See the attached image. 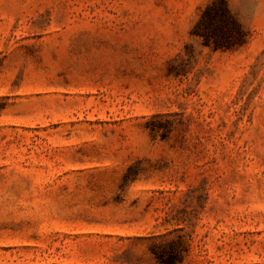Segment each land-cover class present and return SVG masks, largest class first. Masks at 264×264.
<instances>
[{
  "label": "rangeland",
  "instance_id": "374dc122",
  "mask_svg": "<svg viewBox=\"0 0 264 264\" xmlns=\"http://www.w3.org/2000/svg\"><path fill=\"white\" fill-rule=\"evenodd\" d=\"M0 0V264H264V0Z\"/></svg>",
  "mask_w": 264,
  "mask_h": 264
},
{
  "label": "trees",
  "instance_id": "16d2710c",
  "mask_svg": "<svg viewBox=\"0 0 264 264\" xmlns=\"http://www.w3.org/2000/svg\"><path fill=\"white\" fill-rule=\"evenodd\" d=\"M191 35L214 51L232 50L246 39V34L228 10L225 0H211L201 10Z\"/></svg>",
  "mask_w": 264,
  "mask_h": 264
}]
</instances>
